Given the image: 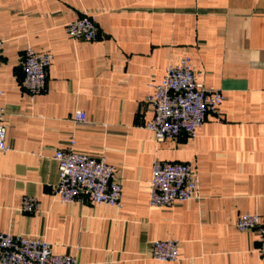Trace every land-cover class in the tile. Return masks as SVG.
Instances as JSON below:
<instances>
[{
    "label": "crops",
    "instance_id": "0c3cea01",
    "mask_svg": "<svg viewBox=\"0 0 264 264\" xmlns=\"http://www.w3.org/2000/svg\"><path fill=\"white\" fill-rule=\"evenodd\" d=\"M84 12L92 41L66 31ZM0 39V232L42 237L78 264H264L259 230L235 227L243 213L264 218V0H0ZM26 46L53 56L32 96L20 84ZM184 56L222 92L220 112L194 138L158 141L143 126L148 83ZM69 147L116 168L119 207L54 195L53 156ZM154 159L190 163L198 197L150 206ZM25 196L37 211L22 209ZM156 239L177 240L178 259L151 257Z\"/></svg>",
    "mask_w": 264,
    "mask_h": 264
},
{
    "label": "built area",
    "instance_id": "2783aa9c",
    "mask_svg": "<svg viewBox=\"0 0 264 264\" xmlns=\"http://www.w3.org/2000/svg\"><path fill=\"white\" fill-rule=\"evenodd\" d=\"M67 33L76 39L92 41L98 30L93 15L84 12L66 24ZM2 41L0 39V56ZM53 56L39 53L26 46L20 59L21 87L31 96L46 87L47 68ZM220 90L207 88L197 82L189 57L169 63L159 82L150 81L144 102L153 109V116L143 123L158 141L176 140L180 135L194 138L196 130L210 114L219 115L223 101ZM84 113L77 110L76 122L84 121ZM6 125L4 108L0 106V150H6ZM53 158L57 163V180L53 193L61 202L86 200L92 204L121 205V185L116 168L104 156L94 157L74 150L59 149ZM150 206H169L176 201L198 197L200 179L195 168L188 162L154 159L151 163L149 182ZM22 209L34 212L38 200L25 196ZM238 231L259 230L257 252L264 259V218L256 213L240 214L235 222ZM179 242L175 239H156L151 242L150 255L159 261L178 259ZM0 264H78L74 256L56 254L51 244L39 236L0 232Z\"/></svg>",
    "mask_w": 264,
    "mask_h": 264
}]
</instances>
